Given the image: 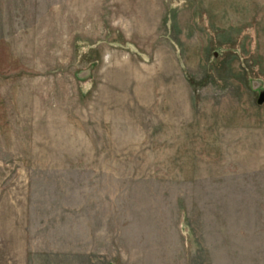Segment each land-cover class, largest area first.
<instances>
[{
	"label": "rangeland",
	"instance_id": "1",
	"mask_svg": "<svg viewBox=\"0 0 264 264\" xmlns=\"http://www.w3.org/2000/svg\"><path fill=\"white\" fill-rule=\"evenodd\" d=\"M0 264H264V0H0Z\"/></svg>",
	"mask_w": 264,
	"mask_h": 264
}]
</instances>
